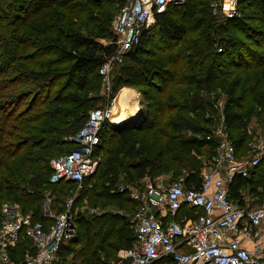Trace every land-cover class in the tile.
I'll return each mask as SVG.
<instances>
[{
    "label": "trees",
    "instance_id": "obj_1",
    "mask_svg": "<svg viewBox=\"0 0 264 264\" xmlns=\"http://www.w3.org/2000/svg\"><path fill=\"white\" fill-rule=\"evenodd\" d=\"M216 1L189 0L178 14L168 11L174 6L154 15L164 49L144 45L147 29L115 64H121L119 86L140 90V113L122 125L103 126L100 162L77 190L73 205L85 209L75 215L76 234L62 247L59 264H111L119 250L133 246L129 215L136 203L118 191L119 170L129 185L150 174H171L185 188H199L203 164L217 145L208 127L217 109L206 95H224L222 125L236 158L251 120L264 124V0H238L232 19L212 15ZM122 4L13 0L4 8L0 2V206L14 202L40 221L46 199L62 210L75 185H49L50 161L76 147L70 138L90 111L102 107L98 70L114 54L115 39L100 40L109 38ZM246 188L250 194L264 191V156L247 177H233L229 200L245 206ZM195 213L201 211L183 208L176 220L195 219ZM24 249L20 244L10 250L11 258L22 261Z\"/></svg>",
    "mask_w": 264,
    "mask_h": 264
},
{
    "label": "built area",
    "instance_id": "obj_2",
    "mask_svg": "<svg viewBox=\"0 0 264 264\" xmlns=\"http://www.w3.org/2000/svg\"><path fill=\"white\" fill-rule=\"evenodd\" d=\"M123 1L111 24L115 52L98 70L107 94L111 68L140 44L154 15L185 2ZM237 1L214 2L212 15L234 18ZM115 105L114 97L105 106L89 112L70 138L76 147L50 161L49 185L73 183L78 190L84 180L96 173L100 133L105 124L113 125L112 120L118 114ZM212 135L217 140L215 156L202 172L198 189L185 188L181 179L165 185L161 180L148 182L146 178L143 187L118 188L136 203V209L129 215L135 241L131 248L119 250L111 264H264V201L257 206H238L228 196L233 177H247L259 165L262 153L239 163L224 127ZM75 197V193L67 195L60 212L46 199L41 205V221L24 213L18 204L4 201L0 206V264H59L62 247L76 234L72 210ZM183 208L201 213H195V219L183 215L176 220ZM20 244L25 247L22 261L15 262L10 250Z\"/></svg>",
    "mask_w": 264,
    "mask_h": 264
},
{
    "label": "rangeland",
    "instance_id": "obj_3",
    "mask_svg": "<svg viewBox=\"0 0 264 264\" xmlns=\"http://www.w3.org/2000/svg\"><path fill=\"white\" fill-rule=\"evenodd\" d=\"M189 0H185V2L183 3L184 6L186 5V3ZM1 3H4V8L10 7V5H12L13 0H0ZM124 2V1H123ZM182 4V5H183ZM123 5V4H122ZM182 5L179 6H175L174 9H169V12H172L174 14H178L179 12L183 11V8L181 7ZM220 19V17H218ZM112 24V23H111ZM148 33L146 38H145V46H149L152 44H156L158 45V35H157V29L155 26V21L154 19H152L151 21H149L148 23ZM110 36L108 39H101L100 42L102 44H108L113 36V32H112V27H110V32H109ZM158 48L160 50L164 49L163 45H158ZM127 60H124L123 62H126ZM122 62V64H123ZM121 65V64H120ZM120 65H114L110 72H109V76H108V89H109V94H107L104 90H105V85L102 83V87H101V101L99 102V106H105L106 104H108L110 102V100L112 98L115 97L116 100V106L117 108L119 107V102H120V97L117 99V94H119L121 88H129L127 86H119V82L117 81V76L119 73V67ZM132 72H128L127 75L130 76ZM139 92V98L142 100V96L140 94V90H138ZM124 93V91L121 93V95ZM218 92H216V95L211 94V96L207 97V95L205 96V100L209 101L211 103H213V105L216 107L217 109V115L212 117L208 127H210L209 129H211L213 132L216 131V129H218L219 127L223 126L222 125V114L224 111V95L220 94L219 96H217ZM216 97V99H215ZM215 99V100H214ZM140 101V100H139ZM126 111V110H125ZM120 117L117 119V124H121L123 122H125L126 120H128L130 117H134L132 120H134L136 117H138L139 115H134V116H127L130 113H124V111H120ZM118 114V115H119ZM127 116L128 118L126 120L123 121V117ZM122 119V120H121ZM121 120V121H120ZM106 132V131H105ZM105 132L102 135V139L105 137ZM109 132V130L107 131ZM106 132V133H107ZM104 142V140H103ZM237 150V155H238V162H246L250 159H252L255 154L257 152L261 151V159L264 156V124H262L257 118H253L251 120V122L248 124L247 126V132H246V139L244 140V142H242V144L237 145L236 147ZM206 155H203L200 158V161L203 163L205 161ZM209 163H205L203 164L202 170L200 172V174L202 175L204 172V170L206 169V167H208ZM119 177H120V183H119V187L125 188L127 186H139V187H143L144 185V181L141 180L138 183H135L133 185H129L126 183V181H123V173L122 170H119ZM181 178H177V179H173L171 177V174H165V175H161V176H154L153 174H150L148 177H146V181L148 182H155L156 180H161L163 182V184L167 185L172 181H178ZM72 193L76 194L78 193L77 189L74 188L72 190ZM242 195H243V200H244V204L245 205H249V206H257L259 204H261L264 201V191H262L261 189H257L256 192L250 194V192L248 191V188L244 189L242 191ZM84 206L83 203H79L76 206L73 205L72 206V210L74 215L81 213L83 214L84 211ZM104 212H110V209H106L104 210ZM91 213H95V214H99L100 210H92ZM130 221V220H129ZM131 235L133 236V232H131ZM64 255V254H63ZM62 256V255H61ZM68 261V259L66 260V262Z\"/></svg>",
    "mask_w": 264,
    "mask_h": 264
},
{
    "label": "crops",
    "instance_id": "obj_4",
    "mask_svg": "<svg viewBox=\"0 0 264 264\" xmlns=\"http://www.w3.org/2000/svg\"><path fill=\"white\" fill-rule=\"evenodd\" d=\"M123 91L124 93L121 95ZM119 97H120L119 99L120 102L117 110L118 114L120 111H124V113H130V115L132 116L138 115L140 113L141 99L139 98L138 90L134 88H121L119 94H117V99ZM263 240H264V235H263Z\"/></svg>",
    "mask_w": 264,
    "mask_h": 264
},
{
    "label": "bare ground",
    "instance_id": "obj_5",
    "mask_svg": "<svg viewBox=\"0 0 264 264\" xmlns=\"http://www.w3.org/2000/svg\"><path fill=\"white\" fill-rule=\"evenodd\" d=\"M115 110H118V108H117L116 105H115ZM117 113H118V112H117ZM119 113H120V112H119ZM127 116L129 117V116H131V115L129 114V115H127ZM127 116H125V117L122 118L123 121L126 120V119L128 118ZM121 117H122V116H121ZM121 117H120V114H119V115L117 114V116H115V117L113 118V120H112V124H113V125L117 124V123H118V122H117V119H118V118H121ZM122 119H121V120H122ZM121 120H120V121H121Z\"/></svg>",
    "mask_w": 264,
    "mask_h": 264
},
{
    "label": "water",
    "instance_id": "obj_6",
    "mask_svg": "<svg viewBox=\"0 0 264 264\" xmlns=\"http://www.w3.org/2000/svg\"><path fill=\"white\" fill-rule=\"evenodd\" d=\"M134 117H132V118H130V119H128V120H126V121H129V120H131V119H133ZM125 121V122H126ZM125 122H123V123H125ZM123 123H121V124H118L117 126H119V125H122ZM169 257H172V255H169Z\"/></svg>",
    "mask_w": 264,
    "mask_h": 264
}]
</instances>
